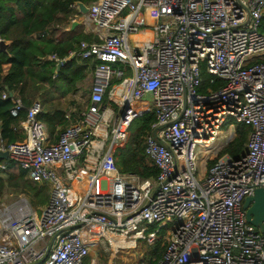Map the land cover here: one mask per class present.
Listing matches in <instances>:
<instances>
[{
  "label": "built area",
  "instance_id": "obj_1",
  "mask_svg": "<svg viewBox=\"0 0 264 264\" xmlns=\"http://www.w3.org/2000/svg\"><path fill=\"white\" fill-rule=\"evenodd\" d=\"M87 7L97 40L80 41L70 54L99 62L76 120L52 138L38 99L25 105L1 93L12 117L25 116L17 127L23 138L6 143L0 135V151L27 180L49 183L50 195L41 216L23 195L0 197V264H85L97 244L117 253L137 240L161 241L157 264H264V229L242 208L264 189V62H254L264 55V0H94ZM145 27L151 37L131 40ZM202 67L210 83L223 82L218 89L197 91ZM146 96L147 110L138 106ZM149 110L155 120L144 154L158 172L121 173L114 151ZM228 119L250 127L237 158L218 157L233 140V124L222 131Z\"/></svg>",
  "mask_w": 264,
  "mask_h": 264
},
{
  "label": "trees",
  "instance_id": "obj_2",
  "mask_svg": "<svg viewBox=\"0 0 264 264\" xmlns=\"http://www.w3.org/2000/svg\"><path fill=\"white\" fill-rule=\"evenodd\" d=\"M76 1L89 5L94 0H0V39L7 43L6 51L0 52V135L6 143L22 139L17 127L25 112L21 111L18 117H12L9 113L11 101L9 98H1L3 91L15 93L25 105H29L37 94L44 93L45 83L55 85L61 95H65L77 91L78 84L99 62L93 58L74 56L57 69L56 60H41L49 55L64 59L70 50L77 48L80 41L97 40L94 34L83 33L82 26L69 31L62 30L58 38L49 36L51 26H67L69 17L79 14L73 7ZM259 31L264 33V15ZM254 62H264V55L255 58ZM201 77L198 92H205L208 87L215 90L223 84L219 79L210 83L211 76L203 67ZM48 106L49 109L42 110L39 118L45 123L48 133L51 136L56 134L57 137L66 125L65 113L61 107L52 106L50 102ZM154 120V113L149 110L131 122L129 131H133L129 133L125 144L117 147L114 154L115 163L121 173L136 174L142 178L156 176L157 169L147 162L144 154V138ZM231 120L228 119L224 125ZM249 131L248 125L238 122L235 137L221 149L218 157L224 154L231 158L242 156ZM215 161L216 158L210 160L208 167ZM4 162L8 160L0 159V163L5 166L0 168V174H4L3 177L0 176V195L3 188L8 186L28 195L32 205L44 204L48 200V188L45 185L27 180L26 171L16 163H6L7 166ZM157 245L149 264H157L163 255V246L160 242Z\"/></svg>",
  "mask_w": 264,
  "mask_h": 264
},
{
  "label": "rangeland",
  "instance_id": "obj_3",
  "mask_svg": "<svg viewBox=\"0 0 264 264\" xmlns=\"http://www.w3.org/2000/svg\"><path fill=\"white\" fill-rule=\"evenodd\" d=\"M63 26H55L49 28V36H52L53 38H58V36L61 35ZM93 78L92 76L88 75L85 80L81 82V84H78V89L75 91L74 95L70 97V101L68 99H63V95H61L60 91L57 90L55 85H52L50 83H45L44 85V93L37 94L32 99H38L42 105H49V102L52 106H59L63 109V106L69 110H77L80 111L84 108V106L89 101V91L91 88ZM151 104V102L149 103ZM74 110V111H75ZM231 124H233V132L231 133V137H235V128L238 124L237 121L231 120ZM229 123V124H230ZM229 124L223 125L222 131L229 132ZM133 130L130 129L129 133H131ZM53 137V136H51ZM224 148V147H223ZM221 151V150H220ZM115 154V151H114ZM220 152L218 153V155ZM200 159L204 160V158ZM199 159V161H200ZM213 160V159H212ZM209 162V161H208ZM208 164V163H207ZM200 165V163H199ZM48 188V194L50 195V184L49 183H43ZM46 193V191H45ZM44 193V194H45ZM19 194L25 195V193H12L13 196H18ZM42 194V196H44ZM28 196V195H27ZM25 195V197H27ZM44 204H38L39 208H37L38 215L41 216V208ZM35 206V205H33ZM171 224H169L170 226ZM167 230L169 227L166 228ZM165 231L162 230L161 234H163ZM49 241V239L47 240ZM161 241L158 240L152 245L147 244L145 240H137V247L136 248H124L120 250L117 253H112L109 248L104 247L102 244H97L93 246L90 250V255L85 259V264H149V259L153 257L155 254L154 250L157 248V244Z\"/></svg>",
  "mask_w": 264,
  "mask_h": 264
},
{
  "label": "crops",
  "instance_id": "obj_4",
  "mask_svg": "<svg viewBox=\"0 0 264 264\" xmlns=\"http://www.w3.org/2000/svg\"><path fill=\"white\" fill-rule=\"evenodd\" d=\"M74 8H76L77 9V11H78V8L77 7H74ZM78 13L79 14H73L71 17H69V24H70V22L72 21V20H84V23H82V24H78V25H76L75 27H78V26H82V31H83V33H85V34H91V26L89 25V24H87L86 23V21H85V16L84 15H82L79 11H78ZM146 22H147V24L148 25H152L153 23H154V21L151 19V18H149V17H147L146 18ZM69 24L66 26V25H63V31L64 30H67V31H69L67 28L69 27ZM74 27V28H75ZM73 28V29H74ZM72 29V30H73ZM93 34V33H92ZM151 35H152V29L150 28V27H145V28H143L139 33H137L136 35H134V36H131V40H137V41H139V42H142V41H144V40H146V38H149V37H151ZM85 41H87V40H85ZM70 52H71V50L69 51V53H68V56L69 55H71L70 54ZM68 56L67 57H65L64 59H67L68 58ZM88 75H90V76H92V70H89V72L87 73V76ZM87 76H86V78H87ZM85 78V79H86ZM84 79V80H85ZM79 84H81V82L79 83ZM74 93H75V91L74 92H69V93H67V94H65V95H63V99H68V101H70L71 99H70V97L71 96H73L74 95ZM15 94V93H14ZM151 102V99H150V97H148V96H146L145 98H143L139 103H138V106H139V108H142V109H145V110H147L148 108H150L151 107V104H149ZM88 104V103H87ZM86 104V105H87ZM85 105V106H86ZM43 106V111H47L48 109H49V106L48 105H42ZM85 106H84V108H85ZM75 109H73V110H68L67 111V109L65 108V106H63V111H64V113H67V112H71V118L70 119H65L66 120V125L65 126H63V130H64V128H66V127H68V126H70L75 120H76V118L78 117V114H79V112L82 110H80V111H78L77 112V110H75ZM47 128V127H46ZM59 129V128H58ZM48 132V131H47ZM19 133V132H18ZM49 134V133H48ZM19 135H21L22 136V138H23V135L21 134V133H19ZM50 135V134H49ZM51 136V135H50ZM55 136H56V134H53V137L52 138H55ZM20 141V140H19ZM5 160H8V162H4L5 164L7 163L8 165L10 164L11 165V163L13 164L14 162H12L10 159H5ZM1 164V163H0ZM6 164V165H7ZM3 165V164H2ZM7 165V166H8ZM4 168H5V166H4ZM0 176H4V174H0ZM12 193H18V191H16V190H14L13 188H11V187H8V186H5L4 188H3V190H2V193H1V195H0V197H2L6 202H10L11 201V199L13 198V195H12ZM20 193V192H19ZM22 193V192H21ZM23 194V193H22ZM19 195H21V194H19ZM26 195V194H25ZM25 195H23L24 197H25ZM27 196V195H26ZM27 200H28V202L30 203V205L33 207V208H39V206L38 205H35V206H33L32 204H31V201H30V198L27 196V197H25ZM48 201V200H47ZM46 201V202H47ZM46 202L44 203V204H46Z\"/></svg>",
  "mask_w": 264,
  "mask_h": 264
},
{
  "label": "water",
  "instance_id": "obj_5",
  "mask_svg": "<svg viewBox=\"0 0 264 264\" xmlns=\"http://www.w3.org/2000/svg\"><path fill=\"white\" fill-rule=\"evenodd\" d=\"M75 5L82 15H86L88 7L81 1H76ZM84 23V20H72L69 24L68 30H72L76 25ZM7 43L0 39V52H5ZM74 57V54L68 56L67 59H60L57 61V69L63 65L67 60ZM11 94V93H10ZM7 152L0 151V159H7ZM242 208L245 210L247 221L257 227L259 230L264 229V189L256 188L253 193L246 196L242 202Z\"/></svg>",
  "mask_w": 264,
  "mask_h": 264
},
{
  "label": "bare ground",
  "instance_id": "obj_6",
  "mask_svg": "<svg viewBox=\"0 0 264 264\" xmlns=\"http://www.w3.org/2000/svg\"><path fill=\"white\" fill-rule=\"evenodd\" d=\"M122 244L124 245V244H127V243L126 242H123Z\"/></svg>",
  "mask_w": 264,
  "mask_h": 264
}]
</instances>
